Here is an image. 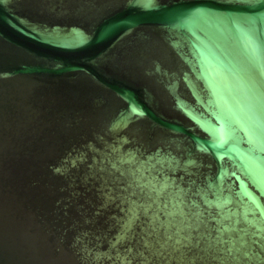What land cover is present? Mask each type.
<instances>
[{"label":"water","instance_id":"1","mask_svg":"<svg viewBox=\"0 0 264 264\" xmlns=\"http://www.w3.org/2000/svg\"><path fill=\"white\" fill-rule=\"evenodd\" d=\"M0 264H264V0L0 3Z\"/></svg>","mask_w":264,"mask_h":264},{"label":"snow or ice","instance_id":"2","mask_svg":"<svg viewBox=\"0 0 264 264\" xmlns=\"http://www.w3.org/2000/svg\"><path fill=\"white\" fill-rule=\"evenodd\" d=\"M4 2H5V0H0V3H4ZM130 114L134 115V116H143L144 115V113L142 111H140L138 108H136L135 106H132L130 108ZM124 122L126 124V120ZM216 138L220 139L221 135L218 133ZM211 146L212 145H209L208 147H211ZM76 163H77V161L73 160L72 166L75 167ZM57 171H60V169H57ZM153 190L156 191L155 188ZM157 195H159V191L157 192ZM109 199H110V197H109ZM136 207H138V206H134L130 209L131 217H130L129 223H131V221L136 218ZM169 215L172 217L179 215L181 217V220L177 224H172V222L169 221L168 230L165 232L166 238L164 239L163 243L161 244V247H172V248L179 250L182 247H190L194 243L197 244V246H198L202 237L198 238L197 236H194L193 233L199 232V227H200V224L202 223V221H197V223H195V224L187 221L186 219H184V217H186L187 214L183 212L182 208H178L177 211L171 212V213H169ZM196 215L198 216L199 214H196ZM158 219H159L158 217H154L153 222L156 223L158 221ZM172 227H175V229H176L174 232L171 231ZM158 231H159L158 229H154V232L158 233ZM225 231H227V229H225ZM120 239H123V236L117 240V243L120 242ZM157 242H159V239L157 240ZM217 242L222 243L223 241L218 237ZM145 246L150 247L151 242H146Z\"/></svg>","mask_w":264,"mask_h":264}]
</instances>
